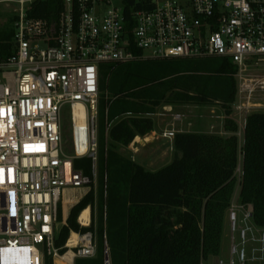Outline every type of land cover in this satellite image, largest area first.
Segmentation results:
<instances>
[{"label":"built area","instance_id":"built-area-1","mask_svg":"<svg viewBox=\"0 0 264 264\" xmlns=\"http://www.w3.org/2000/svg\"><path fill=\"white\" fill-rule=\"evenodd\" d=\"M39 1L0 0L17 17L12 54L0 62V264H45L47 257L56 264L69 250L72 264L96 255L92 232H71L78 242L69 247L68 239L63 254L56 240L66 191H89L97 176L74 160L97 159L102 63L228 58L238 68L240 116L264 92V78L248 73L264 61V0H137L142 6H131L133 22L124 0L122 7L113 0H62L57 17L30 16ZM89 209L86 224L84 210L78 217L81 226L91 225ZM227 217L230 258L218 264H264V228L254 223L252 205H232Z\"/></svg>","mask_w":264,"mask_h":264},{"label":"trees","instance_id":"trees-1","mask_svg":"<svg viewBox=\"0 0 264 264\" xmlns=\"http://www.w3.org/2000/svg\"><path fill=\"white\" fill-rule=\"evenodd\" d=\"M124 2L126 17L133 22L131 6L142 5ZM61 8L62 0H43L35 2L29 14L55 18ZM16 18L0 26V62L12 54ZM237 70L223 57L101 64L97 159L74 160L75 167L92 178L96 170L97 188L92 183L71 208L56 240L62 254L71 232H92L96 255L76 258L74 264H106V246L110 264H206L220 254L225 219L239 183L240 204L252 205L254 223L264 228V112L248 115L240 146L239 127L231 118ZM177 103L220 104L230 134L176 132L173 160L157 171L116 151V143L129 145L154 130L152 115L159 106ZM88 206L93 218L84 227L78 217ZM45 264H53L52 259L47 257Z\"/></svg>","mask_w":264,"mask_h":264},{"label":"rangeland","instance_id":"rangeland-1","mask_svg":"<svg viewBox=\"0 0 264 264\" xmlns=\"http://www.w3.org/2000/svg\"><path fill=\"white\" fill-rule=\"evenodd\" d=\"M113 3L118 7H122V0H113ZM14 6L12 5H0V26H4L9 23L11 17L14 16L13 13ZM248 73L256 76L264 78V61L258 64H252L249 66ZM233 111L231 118L236 121L238 124V138L239 144L242 146L243 138H244V127L245 120L248 115L252 112L260 111L264 112V92H258L254 95L253 98V107L249 112L242 114L240 116L238 114V110L235 107V104L232 106ZM65 138L66 145L70 146L71 144V127L69 123V118L67 115L65 116ZM225 109L218 103L211 104H186V103H177L174 105H161L157 108L156 113L152 115L154 123L157 125L156 132H150L145 136H137L140 137L138 146L140 148L137 149L138 153L133 154V152L128 149L130 145H123L120 143H116L115 149L118 153L122 154L127 158H135L138 160V163L142 164L143 161L145 164H142L146 169L151 171H157L162 167L168 165L172 162V157L170 154L166 152H158L154 153V149L156 148V144H160L163 139L169 140L170 137L163 135L165 132L171 135L173 138L176 132L180 130H201L207 131L211 133L221 134V135H229L230 133L225 128ZM163 128V131H159L160 127ZM136 137V138H137ZM133 143V142H132ZM147 150L148 153H143ZM152 152V155H151ZM155 154V155H154ZM157 154V155H156ZM136 155V156H135ZM239 170V169H238ZM237 170V177L240 179V171ZM95 187L97 188V176L95 179ZM88 191L87 188H83L79 190L80 193L86 194ZM237 192L234 195V198H237ZM91 208L88 206L87 208ZM92 210V208H91ZM94 212L97 213V207H95ZM65 213H63V217H60V220L65 219ZM60 262V261H59Z\"/></svg>","mask_w":264,"mask_h":264},{"label":"crops","instance_id":"crops-1","mask_svg":"<svg viewBox=\"0 0 264 264\" xmlns=\"http://www.w3.org/2000/svg\"><path fill=\"white\" fill-rule=\"evenodd\" d=\"M160 127V126H158ZM157 131V125L155 123L154 125V130L152 132H156ZM159 131H163V128L160 127ZM178 132H203V133H211V132H207V131H201V130H195V131H191V130H180ZM140 137L135 138V140L133 141V143H131L130 145V149L133 154L138 153L137 149L140 148V146H138L139 139ZM141 149V148H140ZM154 153H158V152H166L168 154L171 155L172 159L174 157V153H175V149H174V140L171 137L169 140H165L163 139L162 142H160V144H156V148L154 149ZM149 152V151H148ZM147 150H145L143 153H148ZM159 154V153H158ZM152 155V152H151ZM155 155V154H154ZM157 155V154H156ZM136 156V155H135ZM132 160L138 162L137 159H135L134 157L131 158ZM142 164H145L143 161H141ZM239 169V170H238ZM238 171H240V177L242 174V158L239 161V166H238ZM238 189L237 192V198L235 199L233 196V200H232V205H241L239 202V194H240V183L237 185L236 190ZM79 190L81 189H69L66 191V196H65V200H64V204H63V208L61 210V216L63 217V213H65V219L64 221L62 220V223L65 224L67 221V218L69 216L70 210L71 208L77 203L79 202L85 194H82L79 192ZM235 190V193H236ZM88 191H86L87 193ZM234 193V195H235ZM231 205V206H232ZM231 244H232V231L230 228V223L228 220V217L226 216L225 219V223H224V228H223V236H222V243H221V251L220 254L217 256H210L209 259L205 262L206 264H218V262L220 260H228L230 258V249H231ZM61 259H59L57 261V264H61V262H59Z\"/></svg>","mask_w":264,"mask_h":264},{"label":"bare ground","instance_id":"bare-ground-1","mask_svg":"<svg viewBox=\"0 0 264 264\" xmlns=\"http://www.w3.org/2000/svg\"><path fill=\"white\" fill-rule=\"evenodd\" d=\"M77 108H80V106H78ZM79 114H80V111H79ZM89 213H90V209L89 208H86L82 214H81V217H80V220L81 222H83L84 224H86L88 222V219H89ZM78 242V236L73 233L71 238L69 239L68 241V246L71 247V246H74L76 245ZM73 257H74V253L72 250H69L68 252H66L65 255H63L60 260L61 264H72L73 263ZM58 259V260H59ZM57 260V261H58ZM57 264V262H56Z\"/></svg>","mask_w":264,"mask_h":264},{"label":"water","instance_id":"water-1","mask_svg":"<svg viewBox=\"0 0 264 264\" xmlns=\"http://www.w3.org/2000/svg\"><path fill=\"white\" fill-rule=\"evenodd\" d=\"M105 263L110 264V255L108 251V247L106 246V251H105Z\"/></svg>","mask_w":264,"mask_h":264}]
</instances>
